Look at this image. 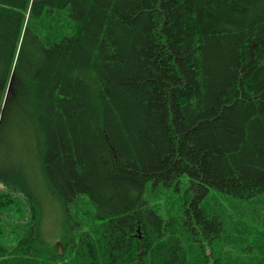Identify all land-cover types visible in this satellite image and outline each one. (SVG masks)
Wrapping results in <instances>:
<instances>
[{
    "label": "trees",
    "instance_id": "16d2710c",
    "mask_svg": "<svg viewBox=\"0 0 264 264\" xmlns=\"http://www.w3.org/2000/svg\"><path fill=\"white\" fill-rule=\"evenodd\" d=\"M262 195L264 0H0V264H264Z\"/></svg>",
    "mask_w": 264,
    "mask_h": 264
},
{
    "label": "rangeland",
    "instance_id": "374dc122",
    "mask_svg": "<svg viewBox=\"0 0 264 264\" xmlns=\"http://www.w3.org/2000/svg\"><path fill=\"white\" fill-rule=\"evenodd\" d=\"M188 186L183 183L181 186L180 192H174L173 189H162L161 191H153L150 188L147 189L145 193V199L148 204L151 206L152 209L158 212L163 217H167L169 210H171V206L173 202L177 201V198L181 195H185ZM211 200V202H219L226 208L230 204H228V198H225L224 194H218L213 192L211 196L207 199ZM236 203V202H235ZM247 206L249 203H243ZM63 216L61 211L53 206L49 205L44 213V218L42 221V231H41V238L47 244L52 245L49 247V252L51 253L54 251L55 248L58 249L60 253L63 252L62 250V223H63ZM264 230V195L259 196V231Z\"/></svg>",
    "mask_w": 264,
    "mask_h": 264
}]
</instances>
